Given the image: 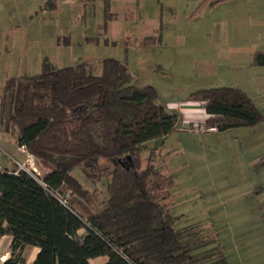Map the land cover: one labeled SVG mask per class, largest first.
<instances>
[{"label":"trees","instance_id":"obj_1","mask_svg":"<svg viewBox=\"0 0 264 264\" xmlns=\"http://www.w3.org/2000/svg\"><path fill=\"white\" fill-rule=\"evenodd\" d=\"M253 64L264 66V52ZM131 78L126 63L106 59L100 75L86 64L58 69L45 60L41 74L8 80L10 110L0 116V130L54 169L41 178L18 166L0 173V239L12 237L2 264H27L29 246L39 248L32 264H228L221 250L191 255L214 237L207 229L174 228V179L157 167L148 142L173 134L178 116L157 102L154 86L131 85ZM192 97L210 128L264 121L237 87L200 89ZM76 168L93 184L106 177L108 199L99 203L72 175Z\"/></svg>","mask_w":264,"mask_h":264},{"label":"rangeland","instance_id":"obj_2","mask_svg":"<svg viewBox=\"0 0 264 264\" xmlns=\"http://www.w3.org/2000/svg\"><path fill=\"white\" fill-rule=\"evenodd\" d=\"M203 1L0 0V116L6 118L10 110L6 94L10 78L41 74L45 60L58 69L86 64L94 75H100L106 59L126 63L130 84L154 86L157 102L164 106L200 89L237 87L264 115V66L253 64L255 54L264 52V0H226L214 6ZM246 130L254 142L251 160L264 157V121L255 128L229 129L231 134L225 138L201 132L198 136L175 134L172 153H167V145L163 149V171L174 179V228L200 225L207 229L206 236H214L208 237L207 245L193 249L192 256L221 250L234 264L238 238L234 227L239 219L233 210L243 204L238 199L252 200L243 191L248 186L236 183L235 178L244 177L237 167L248 153L247 149L241 153L237 146L246 144V139L236 141L234 135ZM16 151L15 139L1 129V167L15 166ZM147 157L148 152L143 154L144 162ZM32 159L36 172L26 168L39 178L54 169ZM247 172L251 179L252 172ZM219 173L227 176L221 185ZM72 175L99 203L108 199L106 177L93 184L80 168ZM255 176L264 177V167ZM34 250L26 248L27 264H32ZM3 256L10 258L7 239L0 242V264ZM105 262L98 259L93 264Z\"/></svg>","mask_w":264,"mask_h":264},{"label":"crops","instance_id":"obj_3","mask_svg":"<svg viewBox=\"0 0 264 264\" xmlns=\"http://www.w3.org/2000/svg\"><path fill=\"white\" fill-rule=\"evenodd\" d=\"M220 38L221 37L219 36V41ZM224 70L227 69H219V72ZM228 70L232 72V70L230 69ZM192 93L187 98L170 102L169 106H164L162 103H159L162 106H164L168 112L172 114H176L178 116L177 130L173 134H171L166 140L164 141L157 140L153 143L152 147H149L150 149H155L158 152L157 167H159L162 171L164 168L163 149L167 145V147H165L167 150H169L167 153L168 154L172 153V150L170 151V149H171V142L173 136L175 134H177L178 136H184L187 134H193L198 136V131H196L195 129L201 125H206L207 120L209 119V115L206 113L205 109L202 107L200 102H198L194 97H192ZM236 132L237 133H235L234 135L236 141H238L240 137H244L247 141L246 143L247 146H242V145H246L243 143H239L237 146L240 148L241 153L242 151L244 152L246 149L248 153L247 160L246 161L243 160L239 164V167H237L239 172L241 171V174L244 175V177H242L241 180H239L240 179L239 176L235 177L236 180H238L236 181V183L239 184L242 183L241 185L248 186V188L244 189L243 191L247 190L248 192L246 191L244 193L251 194L252 200L246 202L244 200L238 199L237 202L243 204L238 205L233 210L234 217L239 219L238 222L236 223V227H234L236 230V233L234 235L235 237L238 236V238L235 240L236 241L235 247L233 248V250L235 251V254L233 256V260L235 261H233V263L234 264H264V177L256 178L255 176V172L259 169H263L264 167V157H258V159L251 160L250 157H252L253 155L251 148L254 147V142L252 141L253 137L250 138L251 135L250 133H248L249 131L247 130L236 131ZM205 133L212 136V138L214 139L216 137L225 138V135L231 134L229 130L228 131L216 130L213 132L207 131ZM202 138L204 140L205 137ZM230 143H232V141H230ZM255 150H257L256 147ZM16 153L17 155L14 158L15 166L11 169L9 168H5V169L13 170L15 169L16 166L20 167L23 164H26L31 168L35 167V163L32 161L33 157L29 155L27 151L26 152L23 151L21 147H18V145H17ZM247 171L252 172L251 179L249 178ZM232 175L236 176L235 173H233ZM232 175H228V176H232ZM226 178L227 176L225 177V175L219 173V185L226 182L225 180ZM233 183H235L234 180ZM245 202L246 204H244ZM245 233H247V238L245 236ZM6 239L8 240V243L11 245L12 242L11 236H5L1 238L0 242ZM38 252H39V248L35 247L32 261H34ZM226 259L228 262L227 257ZM2 260L3 261L6 260V256H3Z\"/></svg>","mask_w":264,"mask_h":264},{"label":"built area","instance_id":"obj_4","mask_svg":"<svg viewBox=\"0 0 264 264\" xmlns=\"http://www.w3.org/2000/svg\"><path fill=\"white\" fill-rule=\"evenodd\" d=\"M195 130L198 131V132H201V133H205V132H207V131H209V132L216 131L217 128H210V127H206V126H204V125H201V126L197 127ZM21 148L23 149V151H26L24 147H21ZM18 167H19V166H18ZM26 167H27V165H26V164H23V165L20 166L19 168H20V169H23V170H26V171H28V172H32V171L36 172V169L32 168V169H31L32 171H30V170L27 169ZM30 168H31V167H30ZM4 171H5V168H3V167L0 166V173H2V172H4ZM32 173H33V172H32ZM34 174H35V173H34Z\"/></svg>","mask_w":264,"mask_h":264}]
</instances>
